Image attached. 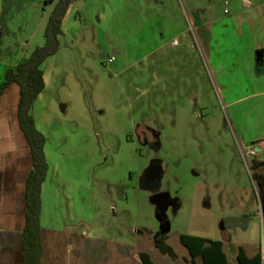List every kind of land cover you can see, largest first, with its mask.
<instances>
[{
    "label": "rangeland",
    "instance_id": "obj_1",
    "mask_svg": "<svg viewBox=\"0 0 264 264\" xmlns=\"http://www.w3.org/2000/svg\"><path fill=\"white\" fill-rule=\"evenodd\" d=\"M49 1L0 0V71L44 45L58 0ZM251 1L156 0V10L146 0H73L75 19L43 62L46 83L30 108L46 140L43 224L63 230L44 235L42 264H140V252L191 264L181 234L222 241L231 261L239 247L260 251V198L215 63L219 38L236 36L222 27L236 13L251 17L243 32L258 30L264 0ZM209 20L211 60L201 26ZM152 160L162 162L160 188L177 206L159 219L139 189Z\"/></svg>",
    "mask_w": 264,
    "mask_h": 264
},
{
    "label": "crops",
    "instance_id": "obj_2",
    "mask_svg": "<svg viewBox=\"0 0 264 264\" xmlns=\"http://www.w3.org/2000/svg\"><path fill=\"white\" fill-rule=\"evenodd\" d=\"M46 1L49 0H44L45 5L51 4ZM39 3L41 2H38V5H40ZM146 3L149 8L156 10L159 6L156 0L155 2L146 0ZM243 3L245 7L252 5L251 0H243ZM71 6L72 3L62 20V30L71 18L75 19ZM261 7L264 14V5L258 6L256 11ZM263 14L257 12L258 16H263ZM248 15L247 11L236 13L230 19L232 23L229 21V23L222 24L225 30L235 31L236 36L231 37L229 34V37L219 38V44L215 46L219 48L215 49L217 50L215 63L219 68V92L228 111L234 133L239 140L246 144L256 143L255 146L262 149L264 153V18L257 24V31H252L247 27L243 32L244 25L248 26L244 21L251 20ZM206 25L208 27L205 28L207 30V39L205 38V40L208 41L210 47L212 45L211 20L201 26ZM182 36L186 38L185 35ZM209 52L208 57L211 60L210 56L213 53L211 47ZM258 52L262 54V62L256 61ZM114 53L116 54V52ZM16 65H9L7 69ZM5 72V69L0 71V85L4 80ZM43 80L46 83L44 71ZM18 102L19 88L16 84L9 85L0 93V264H23L22 229L27 212L25 189L27 177L32 170V153L27 138L19 125ZM45 147L46 142L43 146L46 158ZM261 156V153L257 152L255 160L261 164L259 169L264 172V157ZM44 189L45 180L41 185L40 195L42 241L44 235L63 232V230L57 231L54 226L47 227L43 224L45 223L42 218ZM59 227L56 226V228ZM71 235H66V238L70 239ZM79 248L81 251L82 247ZM257 248L258 244L254 247L252 254L246 253V255L254 256L258 252ZM69 250L70 254L72 247ZM223 250L226 253L224 243ZM236 255L234 261H231L227 255L229 264L237 263ZM191 264H195V262H191Z\"/></svg>",
    "mask_w": 264,
    "mask_h": 264
},
{
    "label": "trees",
    "instance_id": "obj_3",
    "mask_svg": "<svg viewBox=\"0 0 264 264\" xmlns=\"http://www.w3.org/2000/svg\"><path fill=\"white\" fill-rule=\"evenodd\" d=\"M46 2L51 3L52 1ZM72 2L73 0H58L55 3L44 29V45L36 47L28 59L19 62L13 68H8L0 85V93L11 84H16L19 88L18 120L32 153V170L27 177L25 189L27 212L22 229L23 264H42L40 195L41 185L48 170L43 151L46 140L36 129L30 114V108L38 95L44 90L42 64L58 49L57 39L62 34V20ZM260 166L261 164L255 160L252 168L255 170L253 174L260 203H262L261 208L264 219V172L259 169ZM179 241L187 250L191 262L199 259L201 264H229L227 255L223 250L222 241L186 234H181ZM138 258L141 264H159L154 262L146 252H140ZM236 262V264H262V256L258 251L254 256L249 257L246 255L244 248L239 247Z\"/></svg>",
    "mask_w": 264,
    "mask_h": 264
},
{
    "label": "water",
    "instance_id": "obj_4",
    "mask_svg": "<svg viewBox=\"0 0 264 264\" xmlns=\"http://www.w3.org/2000/svg\"><path fill=\"white\" fill-rule=\"evenodd\" d=\"M261 56L260 52L256 53L257 62H262L263 58ZM61 109H64L63 105H61ZM163 175L162 162L160 160L156 162L152 160L139 177V189L149 192V201L156 207L157 219H159L158 213H165L170 206L173 212L177 209L175 202H172L173 198L170 194L167 191H159ZM154 182L158 185L157 188L153 185ZM168 230L169 227L161 229V232L165 233Z\"/></svg>",
    "mask_w": 264,
    "mask_h": 264
},
{
    "label": "built area",
    "instance_id": "obj_5",
    "mask_svg": "<svg viewBox=\"0 0 264 264\" xmlns=\"http://www.w3.org/2000/svg\"><path fill=\"white\" fill-rule=\"evenodd\" d=\"M113 60H114V56H111L108 58L109 63L113 62ZM236 144H237L238 153H239V156L242 160V163L248 169V171L251 175L252 181L256 185V181H255L253 171H252V166H253L255 158L257 156V153H256L257 151H256V146H255L256 143L246 145V144L242 143L241 141L237 140ZM263 228H264V226H263ZM259 248H260L259 250H260L261 256L263 257V255H264V235L262 236L261 241L259 243Z\"/></svg>",
    "mask_w": 264,
    "mask_h": 264
},
{
    "label": "flooded vegetation",
    "instance_id": "obj_6",
    "mask_svg": "<svg viewBox=\"0 0 264 264\" xmlns=\"http://www.w3.org/2000/svg\"><path fill=\"white\" fill-rule=\"evenodd\" d=\"M153 185H155L156 188H157V186H158L155 182L153 183ZM159 191H162L161 188H159ZM172 202H174V201H172ZM170 207H171V206H170ZM171 208H172V207H171Z\"/></svg>",
    "mask_w": 264,
    "mask_h": 264
}]
</instances>
